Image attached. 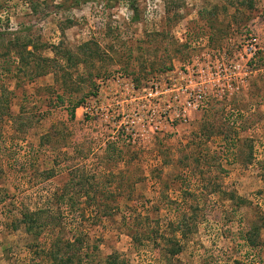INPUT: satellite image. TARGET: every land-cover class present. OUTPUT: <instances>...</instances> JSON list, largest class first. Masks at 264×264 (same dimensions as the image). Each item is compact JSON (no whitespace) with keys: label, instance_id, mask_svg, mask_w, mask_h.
Returning <instances> with one entry per match:
<instances>
[{"label":"rangeland","instance_id":"1","mask_svg":"<svg viewBox=\"0 0 264 264\" xmlns=\"http://www.w3.org/2000/svg\"><path fill=\"white\" fill-rule=\"evenodd\" d=\"M180 69L203 102L151 130L127 99ZM55 242L74 264H264V0H0V264Z\"/></svg>","mask_w":264,"mask_h":264},{"label":"built area","instance_id":"2","mask_svg":"<svg viewBox=\"0 0 264 264\" xmlns=\"http://www.w3.org/2000/svg\"><path fill=\"white\" fill-rule=\"evenodd\" d=\"M250 47L253 52L257 49L256 39L249 40ZM215 63L207 64V70L212 69V73H208L213 80L222 79L221 85H224L222 92L226 90H233L234 83L235 87L238 86V82L242 83L244 75L242 73V65L240 60L234 55L233 58L226 55L225 52H218L213 54ZM242 59V54H240ZM188 70V66H185ZM177 76L171 77L168 75L167 79H162L161 83L152 82L149 90L144 89L141 95L139 92L128 97V101L131 102V99L140 100L138 107L147 108L146 111L149 112L150 107L151 111L158 110L157 120H147V124L150 125L151 130L161 129L162 123L166 120L173 122L176 121H186L188 109H197L203 102L202 93H200L201 87H199V82L193 79L190 75H186L183 70L177 71ZM173 74V73H172ZM200 78V77H199ZM202 83V81L200 82ZM126 87V86H125ZM135 86L131 83L128 86V89L131 91ZM136 87L135 89H137ZM226 89V90H225ZM167 94L164 95V94ZM169 93V94H168ZM163 97L162 107L160 100ZM145 101L147 103H145ZM156 106V107H155ZM125 111H120L118 114L124 115ZM139 112V111H138ZM118 115V116H119ZM153 121V123L151 122Z\"/></svg>","mask_w":264,"mask_h":264},{"label":"trees","instance_id":"3","mask_svg":"<svg viewBox=\"0 0 264 264\" xmlns=\"http://www.w3.org/2000/svg\"><path fill=\"white\" fill-rule=\"evenodd\" d=\"M80 103L78 102V101H76L73 105H72V107H71V109H70V115H71V117L72 118H74V112H75V108L79 105ZM38 211H41V210H38ZM32 218H30V217H25V225H27L28 226V228H31L33 225L31 224V223H33L32 222ZM54 245L55 246H58V248H56V249H54V248H52V250H50L49 252H48V256L51 258V263L50 264H74L73 262H72V260H73V255H66L65 257H64V255H63V252H62V250H60V248H62L63 246H61V245H59V243L58 242H55L54 243ZM68 245V244H67ZM66 245V246H67ZM54 247V246H53ZM176 250H179V248H177V249H175V250H173L172 251V253H174V252H176ZM61 253H62V255H61Z\"/></svg>","mask_w":264,"mask_h":264}]
</instances>
